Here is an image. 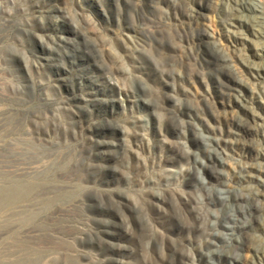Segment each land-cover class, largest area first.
<instances>
[{"label": "rangeland", "instance_id": "1", "mask_svg": "<svg viewBox=\"0 0 264 264\" xmlns=\"http://www.w3.org/2000/svg\"><path fill=\"white\" fill-rule=\"evenodd\" d=\"M173 1L158 0L153 11L150 0H0V190L34 182L24 201L0 211V264H18L20 257H40L41 264H184L188 258L199 264H264L256 250L264 247V195L241 199L251 216L238 234L244 242L239 261L227 258L233 248L221 236V258L206 255L218 246L205 244L171 192L161 193L165 201L149 194L142 202L138 176L179 170L172 161L186 148L206 158L201 134L229 140L227 163L217 165L222 180L234 173L236 152L256 161V144L264 146L258 140L264 131L256 132L252 120L256 113L264 124V71L249 67H264V10L263 22L256 23L241 4L258 0H177L181 15L173 14L155 34L159 53L147 45L134 49L131 38L154 34L125 26L140 23L142 14L169 13ZM188 10L200 12L211 34L203 38L205 51L228 56L226 65L204 69L175 55L187 45L175 35L198 31L187 23ZM231 10L245 23L222 26L223 12ZM113 65L123 68L114 77L124 92H116L106 77ZM239 78L246 83L240 97L249 99L248 109L236 99L238 92H220ZM178 107L199 113L198 133L186 130L188 140L177 136L183 127ZM244 142L250 145L242 149ZM212 170L192 173L194 186L181 191L184 202L206 192L202 185H209ZM260 179L231 178L228 187L245 193ZM193 204L202 211V203ZM203 208L202 215L206 210L219 219L229 209L220 203Z\"/></svg>", "mask_w": 264, "mask_h": 264}, {"label": "bare ground", "instance_id": "2", "mask_svg": "<svg viewBox=\"0 0 264 264\" xmlns=\"http://www.w3.org/2000/svg\"><path fill=\"white\" fill-rule=\"evenodd\" d=\"M157 1L158 0H150V7L152 6L153 11L154 10L156 11V9H159V7L157 6ZM262 1L263 0H258L256 1L255 4H249L250 2L249 3L241 2L244 8L254 13L255 19H253V21L256 23L263 22V19H261L263 18L261 15L264 10V6L261 5ZM177 5H178L177 0H174L169 6L170 7L169 13L161 12L159 10L156 14H152V15L142 14V19L140 23L135 24V25L130 24V25L125 26L130 31H133L136 33H139L140 29L146 28L147 30H150V32L154 34L153 36L146 35V34H143L140 36L136 35L135 38H131L130 40L132 44L134 45V49L140 50V47H144L147 45L149 46V48H154L159 53V51L155 47V42H157L155 34L161 33L162 29L166 27V23H167L166 20L169 17L172 18L173 14L180 13L181 15V12H179ZM237 5L240 6V3H237ZM135 9L140 10L138 6H136ZM134 12L137 15H140L139 12H136L135 10ZM183 14L186 17L188 21L187 23L189 24V26L195 25L198 31L197 33L191 34V35L189 34V32L179 31V33L175 35V39H178L179 41L185 40V42L187 43V45L183 44L181 45V48H177V50H175L176 51L175 55L181 58L182 61H185L192 66H196V67H200L204 69L205 68L215 69L216 67L220 68L221 66L226 65L227 60L229 59L228 56L221 54V56H218V57L216 56L211 57L208 55V53L205 51V48L203 47V44L205 43L203 38L205 36H210L211 34L205 27L202 26V21L199 16L200 12L198 11V13L195 14L191 10H188L186 12H183ZM219 22L222 26H228V27L235 26V24L245 23L243 22V19H241L236 14L235 10L234 11L231 10L229 12H223V18H221ZM246 23L250 25L252 29H254L255 33H257V31L255 30L253 26L254 25L253 23H250L248 21H246ZM235 36L233 38V41L237 40L238 38V36L236 37ZM188 45H190V47ZM259 50L261 52H264V46H260ZM249 62H252V61H249ZM253 65L255 64L253 63ZM249 67L254 68L256 72L258 73L261 70L264 71V67H256L252 65ZM119 70H123V68H121L120 66L113 65V72L108 74L106 77L111 84L115 85L116 92L121 93V92H124L125 88L123 86H120L114 77V72L119 71ZM243 83H245V81L241 78L234 79L230 87L223 89L224 87L222 86L220 89V92L225 93L226 95L227 93H230V92L231 93L238 92L239 95L235 94L236 99L242 103L243 107L247 108V105H248L247 103L249 102V99L244 96L240 97L241 95L240 88H241V84L243 85ZM260 93H262V96L264 97V86L263 88L261 87ZM251 99H253V97ZM177 103L178 102L176 101L175 105H177ZM175 114L181 118L182 123H183L182 125L183 127H180L177 130V136L179 138H185L186 140L189 139V136L186 133V130H188L189 132V130L192 129L194 133H198V131H196L195 129V124H194L195 118H199V113L197 111L182 110V108L178 107ZM0 116H2L1 113H0ZM256 117H257V114L256 113L253 114L252 120L255 121L254 123L257 126L255 131L259 133L261 132L263 133L264 124L258 123V120L256 119ZM182 128H184V130ZM2 135L3 134L0 133V138L2 137ZM201 135H203V145L207 153L206 158L201 159L197 152L186 148V151L182 154V156L179 159H175L174 161H172V163L175 166L180 167L179 170L172 172L170 175L157 173V176L154 178L142 177L140 174V176H138V181L141 183V188L138 190H139V193L143 197L142 202L144 203L147 201L145 200V196L149 194H151L152 197H154V199L157 202H162V201H165V198L161 196V193L166 190L171 192V194L175 196L178 202L181 204L180 206L183 212L186 215L192 217L194 226L201 232V235L205 236V238L203 239L205 244H214L218 246V249H213L210 252H207L206 255L207 256L209 255L210 257H212V254L215 253L217 254L218 259L221 258V256H219L220 253L217 250H220L219 248L222 246L218 245L216 242L218 237L221 236L223 238L222 241L224 245H230L233 248L232 252L225 254L227 258H229L230 260L239 261V258H238V254L240 253L239 249H242L244 242L238 234L243 233L245 231V227L250 224L249 220H247L248 218L247 216L249 215L251 216V208L242 206L241 199L245 197H249L251 194L264 195V181L260 179L261 177H264V146H262L260 144L261 142H259V144H256L257 146H255L254 148L256 151L255 159L262 160V165L258 164L256 162L257 160L249 161L244 156L243 152L242 153L236 152L238 156L233 157L234 161L232 162L234 165L233 166L234 173H232L228 179L222 180L220 179L219 174L223 172L217 169V165L220 164L223 166L224 164L227 163V160H226L227 154L225 152V149L227 148V146H229L228 144L229 140L227 139L224 140L223 138H217L209 133L201 134ZM258 140L264 141V138H258ZM186 142L187 141H184L185 146H187ZM248 144L249 143L244 142L242 144V149H245V146H247ZM207 168H211L213 170L209 176V180L207 181L209 185H206L205 183L202 185V188L206 190V192L204 191V194H202V196L199 198H194L191 195H189L186 198L187 201L184 202L181 198L183 197L181 191L189 193L188 192L190 191L189 188H192L194 186V184L190 181L192 173L195 171L204 172V170ZM231 178L235 180L237 179V181L239 182H248V181L250 182L251 180L258 178L260 179V184H258V186L256 185L255 189H250L251 188L250 187L248 191L245 193L241 191L236 192V190L228 187V184H229L228 180H231ZM32 179L34 180L35 177H32ZM210 185H212V187L219 186V188H215L216 191L215 190L213 191L211 190ZM33 186H34V182H31L28 180L27 183L14 184V185L1 189L0 190V211L3 212L2 210H6V209L8 210V209L14 208L21 201H24L26 196L32 190ZM187 186L189 188H187ZM217 190H218V193H217ZM231 192H233V194H231ZM195 202H200L202 203L203 206L205 205L208 207L210 205L215 206L217 203H220L225 208H229L231 211L228 209V211L225 212V216L223 219H219V216L217 214H214L213 212L209 213L206 210L204 212H207V213L202 215L201 212L204 209L203 206L201 208L202 211L200 212L198 210L199 209L198 206H195L193 204ZM196 205L198 204L196 203ZM262 216H264V214ZM212 218H215V220L214 221L211 220ZM261 225L264 230V222L263 223L261 222ZM218 228H221V230L219 229L216 231H208V229H218ZM256 250L260 251L262 255L264 254V247L263 249H260V250L256 249ZM30 253L35 254L34 251H30ZM17 263L18 264H41V261H40V257L34 258L33 260L25 259V257L22 259V257H20L19 260H17ZM182 263L199 264L198 262L194 263L193 260H191L190 258H188L187 261H183Z\"/></svg>", "mask_w": 264, "mask_h": 264}]
</instances>
